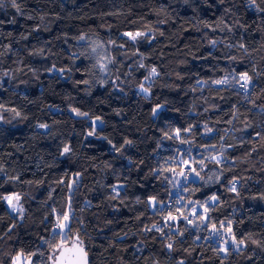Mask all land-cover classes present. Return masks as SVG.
<instances>
[{
    "label": "trees",
    "instance_id": "trees-1",
    "mask_svg": "<svg viewBox=\"0 0 264 264\" xmlns=\"http://www.w3.org/2000/svg\"><path fill=\"white\" fill-rule=\"evenodd\" d=\"M17 3L19 13L9 0L0 8V197L19 194L22 215L0 199L2 264L21 250L51 264L56 219L69 209L89 264H264V0ZM138 31L147 38L123 35ZM90 40L111 45L119 87L98 78ZM145 77L148 94L137 90ZM178 158L199 173L180 187L167 168L181 171ZM181 199L204 204L207 224L198 212L196 228L164 225ZM221 221L243 246L219 251L207 225Z\"/></svg>",
    "mask_w": 264,
    "mask_h": 264
},
{
    "label": "snow or ice",
    "instance_id": "snow-or-ice-1",
    "mask_svg": "<svg viewBox=\"0 0 264 264\" xmlns=\"http://www.w3.org/2000/svg\"><path fill=\"white\" fill-rule=\"evenodd\" d=\"M11 6L13 8L16 9V11L19 13L21 11L20 5L17 3V0H9ZM221 2H223V0H221ZM5 5V0H0V8L4 7ZM250 5L252 6H257L256 5V0H250ZM261 11H264V9H260ZM14 22V21H13ZM0 23H3L2 21H0ZM163 33H161L162 35ZM123 35L127 36L130 40L135 41L138 37H146L147 38V33L145 32H126ZM26 38V37H25ZM80 39H84L83 36L80 37ZM114 43V42H112ZM211 43L215 44V41H212ZM10 47V46H9ZM241 48L244 47V45H240ZM95 51V49H94ZM143 66V65H141ZM102 70H103V66ZM63 71V70H61ZM157 75V69L155 67H153L151 69L150 72V76H155ZM145 79H149V77H145ZM234 79H236L234 77ZM243 81V83L241 84L240 82ZM252 81V77L248 75L247 72L241 73L239 74L238 79H236V83L240 84V86L244 89H247L249 87L250 82ZM229 81L227 78H224L222 80H216L213 81V83L215 84H227ZM84 83H88L87 81H84ZM141 89L142 91H144L145 93H147L149 90L147 88H144L143 85H141ZM161 105H157L156 108L153 109V115L156 114L157 109L161 108ZM73 112H75L77 115L80 116H86L87 113H82L80 112L78 109H72ZM17 115H19V113H17ZM100 118L97 117V120H99ZM39 127L41 128H47L48 126L45 124H41L39 125ZM184 131H191V129H184ZM208 131H211V129H209ZM180 130L177 129L176 130V134L177 136L179 135ZM90 135L92 133H89ZM167 135V133L165 134ZM257 135L259 136V133H257ZM132 143V141L130 140H126L125 144L130 145ZM70 151V148L68 146H65L63 149V152L61 153V155H64L66 153H68ZM117 151H119V149H117ZM213 159H215V157H213ZM217 163H219V160H216ZM0 171H2V169H0ZM169 171H172L171 169H169ZM193 171H195V169H193ZM181 175H183V173H181ZM197 176H199V173H196ZM11 179L13 180H17L19 179V177H12ZM231 187H229L228 191L230 192H234L237 193V195H239V193L237 192V187H236V180L233 179L232 181L229 182ZM114 191H117L116 188L113 189ZM118 194V192H117ZM261 199H264V194H261ZM0 199L5 200L9 206L14 210V211H20V209H18L17 205L20 201V195L19 194H14V195H9V196H3L0 197ZM211 202H213V205L215 202H217L219 200V197L217 196H212L209 198ZM13 200H15L17 203L14 204ZM151 201H155V197H151L150 198ZM208 202H206L207 204ZM204 211L207 212L208 208L205 207ZM205 219L207 217H204ZM167 220H176L178 219V217L172 215L171 213H169V215L166 217ZM186 219V217H185ZM57 225L56 228L53 229L54 233H56L60 239L58 240V242L55 243H51V247L53 249V251L57 254V258L53 259V264H88V260H87V251L85 250L84 246H83V241L80 239L79 234L78 233H73L72 232V228L70 226V224L68 223L70 221V215L68 213H64L62 218L60 216L57 217ZM224 222L221 221V226L223 227ZM153 227L156 229V231L160 232L161 235L164 234L163 229L157 227L156 225H153ZM213 228L215 230V225H213ZM58 230V231H57ZM152 229H148V231H151ZM225 232L228 233L231 236V242L233 245H235L236 249H239L241 245L245 244V240L241 239L239 241L236 240L235 234L232 231V222L228 221V227L225 228ZM182 235V233H180ZM249 239H251V236H249ZM254 244H257L258 246L260 245V241L258 240H254L252 239L251 241ZM45 243H50L49 241H45ZM224 247L220 248L219 251H223V252H227L228 251V240H224ZM166 247L168 249H172L173 248V244L172 243H168L166 245ZM23 255V250H21L20 253H18L16 256L12 257V264H21V256ZM31 255H37V253H31ZM50 259H52V257H50ZM29 264H31V262L29 261ZM179 264H183V261H180Z\"/></svg>",
    "mask_w": 264,
    "mask_h": 264
},
{
    "label": "rangeland",
    "instance_id": "rangeland-1",
    "mask_svg": "<svg viewBox=\"0 0 264 264\" xmlns=\"http://www.w3.org/2000/svg\"><path fill=\"white\" fill-rule=\"evenodd\" d=\"M125 37L127 39H129L127 36H125ZM130 41L134 42L132 40H130ZM87 46H88V52L91 55V58H92V60L94 62V66H95V70H96V74L98 75V78L103 79V80H112V82L114 83V86L119 87L120 83H119V81L117 79L116 72H115V69H114L115 67H114V63H113V58H112L111 53H110L111 45L103 44V43L95 41V40H90L89 42H87ZM94 49H95V51H94ZM101 66H103V70H102ZM150 72H151V70H150ZM152 77L153 76H150V78H152ZM150 78L148 80H145L144 82H142L141 85H143L144 88L148 89V84L150 82ZM242 83L243 82H241V84ZM239 87L242 90H245V91L247 90V89L242 88L240 86V84H239ZM137 90L139 92L143 93V94H148V92L145 93L144 91H142L141 86L138 87ZM3 117L7 118V115L5 114V115H3ZM90 121L92 122L93 126L100 125V121L97 120V119H91ZM208 132L209 131L205 130V133H208ZM185 137L186 136H184V138ZM204 155H206V154L204 153ZM207 156H211V154L207 153L206 157ZM214 157L215 158H219L218 156H214ZM177 161L181 162V165H182V168H181L182 170L181 171L178 172L176 170H179V169L172 168L171 166H167V168L169 167L172 170L171 173L174 174L175 176H177L176 177V179H177L176 180V184H177L176 186L180 187L181 184H186L190 179H196L198 177L196 175V172L193 171L194 166H193V163H192V159H190V161L187 162V160H182L181 158H178ZM163 163L165 165H168V161L167 162L164 161ZM200 164H202V163H200ZM169 168H168V170H169ZM185 168H186V172L184 173L183 169H185ZM181 173H183V175H181ZM74 187H75V185L72 182L70 184V191L71 192H72ZM114 188L117 189V191H115V192L119 191V187L118 186H114ZM14 194H16V193L9 194V195H14ZM9 195H6V196H9ZM5 203H6L7 207H8V209L10 210V212L20 219L21 215H22V208L20 206V201H19V203L17 205V207H18V209H20V211H14L9 206V204L6 201H5ZM13 203L16 204L17 202L15 200H13ZM149 203H150V207L153 209L154 206H155V201H151L150 200ZM192 203H193L192 201L183 202V199L179 200L178 201V205L176 206V208L172 207L171 209H169L170 211L168 212V214L164 215V217L162 219V223L169 227V226H172V224H174V223L178 224L180 221H184V222H186L188 224L189 223L192 224L193 228H196V225H195L196 221L199 222L198 219L200 218V217L197 218V213L199 212L198 215L200 213L203 215V217L200 218V222L199 223L201 225L207 224L206 223V219L204 218L207 215V212L204 211V208L206 206L204 204H199V203L195 204V205H192ZM208 203H213V202L208 200ZM64 213H68L70 215V209L68 211H64L62 213H59L58 216H60L62 218ZM169 213H171L172 215L178 217V219H176L174 221L167 220L166 217L169 215ZM185 217H186V219H185ZM70 219H71V216H70ZM57 223H58V221L56 219V223L55 224L57 225ZM68 223L70 224V221ZM227 227H228V222H225L223 227L221 225H220L219 228L215 227V230H214L213 226L207 225V231L216 240L215 244H216V246H219V249L225 246L224 245V240H228L227 247L231 243V247L236 248L235 245H233L232 242H231V236L228 233L225 232V228H227ZM55 228H56V226H55ZM55 235H57V234L54 233L53 236H55ZM241 246H243V245H241ZM220 252L222 254L226 253V252H223V251H220ZM34 257L39 258L38 260L43 259V253H40L37 256L35 255V256H33V258ZM2 258L3 257H0V264H2ZM33 258L31 256L29 257V256L22 255L21 256V264H29V261L31 262V264H34V261H33L34 259ZM10 264H12V261H11Z\"/></svg>",
    "mask_w": 264,
    "mask_h": 264
},
{
    "label": "water",
    "instance_id": "water-1",
    "mask_svg": "<svg viewBox=\"0 0 264 264\" xmlns=\"http://www.w3.org/2000/svg\"><path fill=\"white\" fill-rule=\"evenodd\" d=\"M85 248V247H84ZM86 250V249H85ZM55 258H57V254L55 253V255H54V258L53 259H55ZM53 259H52V262H51V264H53ZM87 260H88V264H89V258H88V255H87Z\"/></svg>",
    "mask_w": 264,
    "mask_h": 264
},
{
    "label": "built area",
    "instance_id": "built-area-1",
    "mask_svg": "<svg viewBox=\"0 0 264 264\" xmlns=\"http://www.w3.org/2000/svg\"><path fill=\"white\" fill-rule=\"evenodd\" d=\"M183 172H184V173L186 172V168H185V169H183Z\"/></svg>",
    "mask_w": 264,
    "mask_h": 264
}]
</instances>
